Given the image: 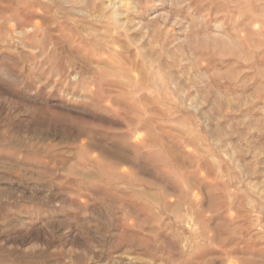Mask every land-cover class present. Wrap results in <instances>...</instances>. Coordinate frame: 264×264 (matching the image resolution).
Returning <instances> with one entry per match:
<instances>
[{"label":"rangeland","instance_id":"rangeland-1","mask_svg":"<svg viewBox=\"0 0 264 264\" xmlns=\"http://www.w3.org/2000/svg\"><path fill=\"white\" fill-rule=\"evenodd\" d=\"M0 264H264V0H0Z\"/></svg>","mask_w":264,"mask_h":264}]
</instances>
